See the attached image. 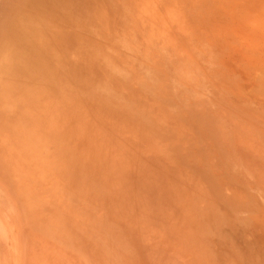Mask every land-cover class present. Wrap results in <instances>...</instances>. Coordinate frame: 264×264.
I'll use <instances>...</instances> for the list:
<instances>
[{"label":"rangeland","instance_id":"rangeland-1","mask_svg":"<svg viewBox=\"0 0 264 264\" xmlns=\"http://www.w3.org/2000/svg\"><path fill=\"white\" fill-rule=\"evenodd\" d=\"M0 264H264V0H0Z\"/></svg>","mask_w":264,"mask_h":264}]
</instances>
